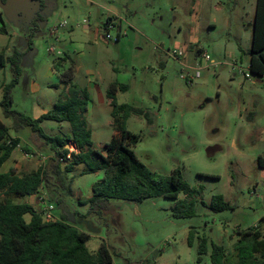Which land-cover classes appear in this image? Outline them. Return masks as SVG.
<instances>
[{"label":"rangeland","instance_id":"rangeland-1","mask_svg":"<svg viewBox=\"0 0 264 264\" xmlns=\"http://www.w3.org/2000/svg\"><path fill=\"white\" fill-rule=\"evenodd\" d=\"M196 3L0 0L7 29L0 37V53L13 60L20 55L12 91L14 110L33 119L52 110L65 89L61 75L72 60L74 84L90 93L85 116L95 150L102 152L114 135L106 91L111 83L126 84L129 89L118 93V102L146 109L152 118L151 124L138 115L127 121V129L142 137L133 147L137 158L164 176L179 168L190 186L203 188L206 204L222 195L234 207L214 212L200 205L197 216L175 218V201L159 197L141 203L111 199L92 210L87 201L94 184L104 178L103 171L83 174L84 165L77 166L66 174L71 193L49 176L43 193L48 201H60L54 216H66L69 224L87 233L91 253L106 243L113 264H211L210 251L198 263V240L192 247L188 244L191 228L197 237L205 236L209 244H221L230 253L239 231L257 227L264 237V169L258 166V158H264V112L257 110L264 92H257L261 84L254 77L245 78L249 56L239 50L251 47L247 2L204 0L200 8ZM116 15L124 16L128 25ZM110 18L115 22L113 38L120 30L127 33L118 42L103 39ZM193 37L198 44L190 45ZM180 50L185 52L180 61L169 55ZM204 51L213 63L189 83L181 74L195 71L182 64L196 66ZM13 68L8 62L0 70V85L16 77ZM2 98L0 89V102ZM249 115L253 121L247 131ZM0 120L10 127V135H19L42 156L51 157L43 165L51 167L54 152L44 139L29 128L13 130V121L4 117L1 106ZM41 128L50 137L72 131L68 122L50 120ZM25 219L30 221V215Z\"/></svg>","mask_w":264,"mask_h":264},{"label":"trees","instance_id":"trees-1","mask_svg":"<svg viewBox=\"0 0 264 264\" xmlns=\"http://www.w3.org/2000/svg\"><path fill=\"white\" fill-rule=\"evenodd\" d=\"M252 26L249 71L255 79L263 80L264 0L256 2ZM0 34H7L4 25L0 27ZM18 57L20 55L13 60L4 52L0 53V70L8 62H12L16 74L9 84L3 86V98L0 102L2 113L5 118L13 121L12 129L17 133L29 128L44 139L54 152V157L53 164L48 169V165L40 166L24 174H18L15 170L7 173L0 170V264H113V257L106 243L103 242L95 253H91L87 247L90 236L69 224L66 216L45 221L42 213L34 206L14 201L40 194L46 179L52 175L57 178L62 189L71 193L66 174L79 165H84L83 174L104 172V178L94 184L93 195L87 201L92 205V210L111 199L141 203L159 197L175 201L172 210L175 218L197 216L200 205L214 212L234 208L222 195H214L211 203L206 204L202 200L203 188L190 186L179 168L164 176L150 170L137 158L133 147L142 137L127 129V121L132 115H138L151 124L152 118L150 111L146 109L118 102V93L129 89L126 84L111 83L106 91L111 106L114 135L110 143L103 145L102 152L94 149L92 131L85 116L90 93L88 89L74 84L76 69L72 60L61 75L65 89L52 110L37 119L14 110L12 91L18 82ZM46 120L68 122L72 128L71 134L62 137L47 136L41 128V123ZM68 141H72L80 152L73 155L71 161L61 162L58 158L65 159L68 151L64 147ZM20 144L21 139L12 138L10 127L0 120V169ZM258 166L264 169V158H258ZM181 195H184L183 199L180 198ZM59 203L60 201L56 202ZM26 215H30V221L25 219ZM237 235L239 237L231 253L221 244H209L205 236L197 237L194 228L189 231L188 244L192 247L195 239L198 240V263L210 251L211 264H264V237L261 231L257 227H251L239 231Z\"/></svg>","mask_w":264,"mask_h":264},{"label":"crops","instance_id":"crops-1","mask_svg":"<svg viewBox=\"0 0 264 264\" xmlns=\"http://www.w3.org/2000/svg\"><path fill=\"white\" fill-rule=\"evenodd\" d=\"M196 1H197V3H196L197 7L200 8V7L203 6L204 0H196ZM246 2H247V6H245V9L249 10L248 15H250L249 18H248L249 19V23H248L249 27H247V28L250 29L249 33H250L251 46H252V32H253L252 31L253 30L252 23H253V20H254V14H255V10H256V2H257V0H246ZM115 17H117L120 20V22L128 25L127 19L124 18V16L116 15ZM2 25H4V23H3L2 15L0 13V27ZM85 28H88V26H85ZM246 34H248V33H246ZM2 36H5V35L4 34H0V37H2ZM197 41H198V38L197 37H193L191 39L190 45L191 44H193V45L198 44V43H196ZM241 45H242V43H241ZM6 49H8V46H6ZM250 49H251V47H250ZM250 49L245 51L243 47H241V46L239 47V50H240L241 54L242 55L243 54H247L249 56V60H250V55H249ZM256 81H257V84H261V85H257V92H259V91L264 92V89L262 88V87H264V80L256 79ZM3 86L4 85L1 84L0 85V89H3ZM109 105H110V102H109ZM257 110H262L264 112V95H262L261 101L257 100ZM241 117H242V114H241ZM247 119L249 120V122L246 123V129H247V131H250V127H251L250 123H251V121H253V116L249 115L247 117ZM258 120H259V115H257V123H258ZM258 130H262V128L259 127ZM10 136L12 138L19 137L21 139V144L13 151L11 157L2 165V167L0 169L1 172L7 173L10 170H15L16 173H18V174H24V173H28V172H31L33 170L38 169L40 166H43V164L45 165V163H41L39 158H36L37 160L33 161L32 158L27 157L26 154L23 153V151L25 150V151H27L25 153H34L35 152L38 155H41L42 153L40 151L36 150L32 145H30L27 142H25L24 138L20 137L19 135H17V136L10 135ZM19 150H20V152H19ZM28 167H30V168H29V171L27 172L26 168H28ZM42 190L44 191V186L41 189V191ZM20 200L23 203H29L30 205L34 206L38 210L37 195L29 196V197H26V198L20 199ZM56 206H57V204H55V208H56ZM55 219L57 220V219H60V218L55 217ZM27 221H29V220H27Z\"/></svg>","mask_w":264,"mask_h":264},{"label":"built area","instance_id":"built-area-1","mask_svg":"<svg viewBox=\"0 0 264 264\" xmlns=\"http://www.w3.org/2000/svg\"><path fill=\"white\" fill-rule=\"evenodd\" d=\"M114 27H115L114 20L111 18L107 19V21L104 24V29H105V33H106L105 36L103 37L104 40H106V41H113L114 40L117 42L118 39L127 35L126 31L122 32L120 30L116 34L115 38H113L110 31ZM169 55L180 61V58L185 56V52H183L182 50L174 51L172 53H169ZM211 63H213V62H212L210 55L204 51L201 54V58L197 61L196 66L191 67L185 63L182 64L183 67L186 68V70H193V71H195V73L192 75L191 72H188V71L182 72L181 77L183 79L187 80L189 83H192L193 80L200 77V71L204 68H209ZM243 72H244V76L246 79L253 77L249 71V66L247 67L246 71H243ZM263 80H264V78H263ZM64 149L68 151L65 159L57 157L59 159V161H61V162L71 161L73 155H77L80 152L72 141H68L67 144L65 145ZM25 154L27 157H30V158H32V157L39 158L41 163H45V164L51 158V157L47 158V157H44L42 155H38L35 152L34 153H25ZM37 202H38V211H40L42 213V217L45 221L56 220L55 216L53 214V210L55 209V204L48 201V199L46 198V195L43 193V190L40 192V194L37 195Z\"/></svg>","mask_w":264,"mask_h":264},{"label":"water","instance_id":"water-1","mask_svg":"<svg viewBox=\"0 0 264 264\" xmlns=\"http://www.w3.org/2000/svg\"><path fill=\"white\" fill-rule=\"evenodd\" d=\"M104 39V38H103Z\"/></svg>","mask_w":264,"mask_h":264}]
</instances>
